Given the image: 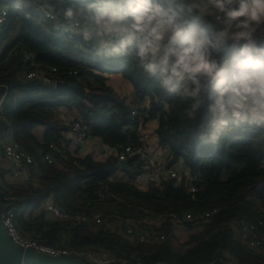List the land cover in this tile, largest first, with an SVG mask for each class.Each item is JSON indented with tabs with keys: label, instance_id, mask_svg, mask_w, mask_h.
I'll return each mask as SVG.
<instances>
[{
	"label": "trees",
	"instance_id": "trees-1",
	"mask_svg": "<svg viewBox=\"0 0 264 264\" xmlns=\"http://www.w3.org/2000/svg\"><path fill=\"white\" fill-rule=\"evenodd\" d=\"M3 4L8 15L0 27V97L5 93L6 120L0 121V133L7 132L33 156L28 168L37 182L30 186L19 177L8 180L10 171L0 165V200L9 191L18 197L17 203L24 207L17 217L21 232L50 243L64 240L73 246L102 247L169 264H225L228 252L239 264H264V252L237 239L228 222H255L257 234L264 236V133L239 129L226 134L218 144L202 143L188 131L180 103L154 87L130 63L122 59L96 61L75 41L34 27L10 6L11 0H0ZM23 50L32 57L25 59ZM29 71L47 73L55 82L67 81L71 86L56 88L40 76L27 78ZM114 74L130 86L136 101L148 100L151 116L157 117L153 133L158 144L169 151L168 165L180 162L195 175L197 191L190 192L171 180L157 184L148 179L142 187L138 177L143 171L132 161L133 171H126L127 178L121 179L114 156L97 160L67 148L65 134L71 121L64 120V108L75 110V119L87 123L90 137L100 138L109 147L121 148L137 140L141 128L129 117L130 106L108 84ZM37 127L43 128L41 138L36 135ZM50 143L55 149L49 148ZM44 152L51 153L52 162L43 159ZM102 188L103 196L98 192ZM48 197L69 214L84 212L91 220H52L41 210L34 216L30 213L33 218L29 223V207L39 210ZM212 207L219 209L217 217L196 224L183 238L168 220L157 223L147 219ZM130 218L159 226L168 238L154 245L130 242L118 232ZM112 223L117 225L111 227Z\"/></svg>",
	"mask_w": 264,
	"mask_h": 264
},
{
	"label": "clouds",
	"instance_id": "clouds-1",
	"mask_svg": "<svg viewBox=\"0 0 264 264\" xmlns=\"http://www.w3.org/2000/svg\"><path fill=\"white\" fill-rule=\"evenodd\" d=\"M96 61L122 59L177 100L193 138L264 133V0H11Z\"/></svg>",
	"mask_w": 264,
	"mask_h": 264
},
{
	"label": "built area",
	"instance_id": "built-area-1",
	"mask_svg": "<svg viewBox=\"0 0 264 264\" xmlns=\"http://www.w3.org/2000/svg\"><path fill=\"white\" fill-rule=\"evenodd\" d=\"M7 15L8 7L5 4L0 5V27L6 22ZM22 54L25 59L32 57V54L25 50L22 51ZM51 71L55 72L56 68H51ZM26 76L27 78L40 76V78L47 83H55V79H53L51 75L44 72L37 74L35 71H29ZM124 102L130 106L129 117L136 121L139 128H142L144 123L149 121L155 120L157 122V117H153L150 114V105L148 100L140 102L135 99H124ZM4 111L5 93H3L0 97V121L6 120ZM66 135L67 137H71L75 140L76 148L85 146L90 137L87 123L79 119L71 120ZM49 148L55 149V145L50 143ZM109 148V155L114 156L118 160L119 164L125 160L128 162L132 161L142 169L143 174L148 176L149 179L154 180L157 184L163 180H171L175 185H184L190 192L197 191V186L195 184L197 177L190 174L188 169H177L161 160L155 146L148 139H146L141 131L139 132L136 141L128 143L121 148ZM0 153L8 160L12 176L19 178L24 177L28 179L31 178L28 164L33 162V156L16 140L11 139L7 132L0 133ZM42 156L43 159L47 160L49 163L53 161V157L49 152H44ZM98 192L99 195L103 196L105 189L102 188ZM2 198L3 199L0 200V219L12 241L23 248H32L53 256L74 255L84 259L89 264H169L163 260L149 261L143 259L142 257L118 254L102 247L73 246L69 245L64 240H58L50 243L36 237L33 234H30L29 232H21L18 226L17 217L24 207L17 203L18 197L11 191L6 192ZM41 210L45 212L47 218L52 220L73 219L78 222L87 223L92 217L84 212L69 214L68 212L62 210L59 205L54 202L52 197H48L39 210H33L31 206L29 207L28 213H26V215H28L27 221L31 223L33 218L32 216L36 214L35 212ZM31 212H34L32 213V216H30ZM218 214L219 209L217 207H212L198 212L159 214L149 216L147 219L157 223H161L163 220H168L172 223L174 229L179 228L185 232H190L192 231L194 225L202 222H211ZM99 216V214L93 215V217ZM228 222L237 239L244 242L250 249L264 252V236L257 234V223L235 220H230ZM116 225V223H112L111 227ZM121 225L122 228L119 229L118 232L132 243L154 245L160 244L168 238L165 237L164 232L159 228V226H153L144 220L130 218L125 220ZM173 245L176 247L179 246V244L175 242H173ZM228 256L229 259L224 261L225 264H239L235 259H233L230 252H228ZM218 258L219 257L216 259ZM212 262L213 260L209 263ZM19 264L37 263L22 260Z\"/></svg>",
	"mask_w": 264,
	"mask_h": 264
},
{
	"label": "crops",
	"instance_id": "crops-1",
	"mask_svg": "<svg viewBox=\"0 0 264 264\" xmlns=\"http://www.w3.org/2000/svg\"><path fill=\"white\" fill-rule=\"evenodd\" d=\"M108 84L111 86L114 85L115 87H117L120 90V95L123 96L124 99H133L134 100L133 91L130 88H128V86H126V84L119 77L112 75L108 81ZM62 115H63L64 120L68 123L71 120L75 119V117L77 116V112L73 109L64 108V109H62ZM155 124H157V122L155 120L149 121L143 125V127L141 128L140 131L143 133V135L146 137V139H148L155 146L156 151L158 152L159 158L168 164L169 151H168V149L161 147L157 143V138H156L155 134L153 133V129H154ZM42 131H43V128H41L40 130H38V132H36V135L38 136V138L41 137ZM65 137H66V141L68 142L67 148L70 150H79L80 155H83V156L84 155H90L94 159H97V160H99L100 157H102V156L104 157V159L106 157L110 156L109 155V151H110L109 146L103 144L101 139L98 137H89L85 146H83L81 148H76V143H75V140L73 138L67 137L66 134H65ZM178 163H180V162H178ZM178 163H176V164H178ZM176 164L170 165V166H173L177 169H187V168L183 167L182 164L180 167H176ZM0 165L4 166L6 169H8L10 171L9 162L1 153H0ZM126 171L127 170L120 169L118 171V177L121 179H126L127 178V172ZM6 178L8 180H10V178H14V176L11 175V172H8V174L6 175ZM19 179L21 181L26 182V184H29L30 186L37 185V182L35 179H32V178L28 179V178H24V177H20ZM148 179H149L148 176H146L145 174H142L141 176L138 177V184L142 187H145ZM11 180H13V179H11ZM1 183L4 184V182H2V181H1Z\"/></svg>",
	"mask_w": 264,
	"mask_h": 264
},
{
	"label": "water",
	"instance_id": "water-1",
	"mask_svg": "<svg viewBox=\"0 0 264 264\" xmlns=\"http://www.w3.org/2000/svg\"><path fill=\"white\" fill-rule=\"evenodd\" d=\"M71 85L67 81L55 82L56 88H66ZM89 97L91 95H88ZM120 169L133 171L127 160L120 162ZM12 175V173H11ZM30 261L37 264H89L84 259L74 255L53 256L32 248H23L14 243L0 219V264H19L20 261Z\"/></svg>",
	"mask_w": 264,
	"mask_h": 264
},
{
	"label": "rangeland",
	"instance_id": "rangeland-1",
	"mask_svg": "<svg viewBox=\"0 0 264 264\" xmlns=\"http://www.w3.org/2000/svg\"><path fill=\"white\" fill-rule=\"evenodd\" d=\"M115 76H117V77H119L120 78V76H118V75H116V74H114ZM121 79V78H120ZM126 84V83H125ZM126 86H128V88H130V86L128 85V84H126ZM113 88H114V90L118 93V94H120V90L117 88V87H115L114 85L112 86ZM131 89V88H130ZM123 94V93H122ZM42 127H37L36 129H35V132H38V130H40ZM39 138H41V137H39ZM158 143V142H157ZM102 159H104V157L102 156V157H100V159L99 160H102ZM181 166V163H178V164H176V167H180ZM195 226V225H194ZM194 228V227H193ZM193 230V229H192ZM174 231H176V234L177 235H179L180 236V238H183L184 237V235L187 233V232H185V231H183V230H181V229H179V228H176V229H174Z\"/></svg>",
	"mask_w": 264,
	"mask_h": 264
}]
</instances>
